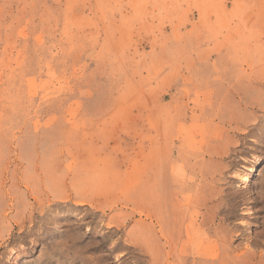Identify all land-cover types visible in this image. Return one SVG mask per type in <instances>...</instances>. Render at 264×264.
Masks as SVG:
<instances>
[{"label": "rangeland", "instance_id": "obj_1", "mask_svg": "<svg viewBox=\"0 0 264 264\" xmlns=\"http://www.w3.org/2000/svg\"><path fill=\"white\" fill-rule=\"evenodd\" d=\"M152 110L175 146L185 110L220 123L213 145L230 129L220 225L264 243V0H0V264H210L179 232L151 238ZM251 119L253 138L233 131ZM186 160L160 167L156 230ZM246 242L221 264H264V244L237 256Z\"/></svg>", "mask_w": 264, "mask_h": 264}, {"label": "bare ground", "instance_id": "obj_2", "mask_svg": "<svg viewBox=\"0 0 264 264\" xmlns=\"http://www.w3.org/2000/svg\"><path fill=\"white\" fill-rule=\"evenodd\" d=\"M160 108L162 112L164 111L165 113L166 110L164 109V107L161 106ZM158 115L156 111L154 110L151 111L146 128L147 160H148L147 176L149 181L151 182V200H150V208L147 211V216L150 220L149 222L150 233L152 234L151 238L153 240L155 239L159 240V237H162L167 240L168 238H172L173 233L179 232L181 252L187 253L193 258H201L207 262H210V264L212 263L221 264L222 260L220 259L222 258V256L228 254V250H230L232 243L239 238L245 239V241L247 242L243 246L240 254H237V256L252 253L251 247L264 244L262 242L259 243L260 240L258 239L259 235L262 232H258V231L254 233L249 232L248 227L243 225L240 226L237 225V230L235 231H233L234 229L231 230V227L229 228L220 225V220L223 217H225L224 215L221 214V211H223L221 209L224 205L228 204V198H233V195L227 192L226 188L223 187L221 183H219V179L217 178V176H221L222 174L225 173V170L228 169L229 164L227 162H224V160L230 156L231 151L233 150V147L232 148L230 147L236 144L239 145V140L237 139L234 140L233 135L227 133L230 131L229 129L225 131L226 133L225 135L226 138L224 139L225 141H223V143L221 144L218 143L219 145L216 143L213 145L210 142L214 138V134H215L214 128L215 126H220V123L218 122L214 123L213 120L209 121L205 118L206 122L200 124L199 123L200 120L198 119V116L193 115V112L188 113L185 110L184 114L182 113L181 115L182 120L179 125V129H180L179 137H178L179 144L178 146H175L176 144L174 145L173 136L172 135L170 137L167 136V132L163 128L161 114H160V119H158L159 118ZM205 116L207 115L205 114ZM253 123H254V119H251V121L239 122L237 123L239 126L233 127V131H235L237 135H242L244 137L249 135L252 137L255 134L254 132L249 131L248 125H253ZM242 145H247V143L244 141ZM175 156L177 157L181 156L183 159H188L186 160V162H183L181 167L177 169L171 168L175 176L180 178L182 182L181 183L182 187H184L183 190L185 189V191H187L188 193L184 194L180 198V200L178 199L179 203L175 207V210L172 212V214H174L172 218H169L168 220L165 221L162 218V222H161L162 225L160 224L159 229L156 230L155 220L159 218L160 214L158 212L156 205L157 196L155 189L159 184V182L162 181L163 170L160 169V167L163 164L164 160H166L167 158L174 159ZM242 158H244L243 155ZM243 161L245 162L244 159ZM243 166L246 167V165ZM235 169H237V167ZM244 171L240 170V173H244ZM235 175L239 176V170H238V174L236 172ZM247 175L248 177H251L250 174ZM243 179H241V182L246 181L248 178L245 177V179L244 180ZM205 186H208L209 191L206 190ZM162 187L163 186H161V188ZM167 187L168 186H166V188ZM260 193H262V195L264 196V188L260 191ZM244 198L246 199V197ZM245 199L243 200L242 203L244 204L245 208L248 211H251L250 208L248 207V205H250L251 203V200L250 198L247 201ZM170 224L171 227H173L172 229L171 227L169 228ZM158 233H160V235ZM128 242L130 241L128 240ZM18 252L13 258V262L17 264L20 261L19 256L22 251L19 253ZM44 254H45V247H42L40 253L38 254V257L36 258L38 260L43 259Z\"/></svg>", "mask_w": 264, "mask_h": 264}]
</instances>
